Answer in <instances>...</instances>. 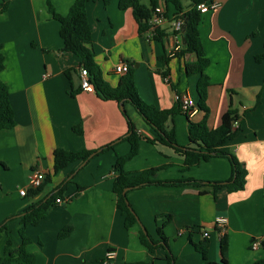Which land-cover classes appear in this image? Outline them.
<instances>
[{
	"label": "crops",
	"instance_id": "1",
	"mask_svg": "<svg viewBox=\"0 0 264 264\" xmlns=\"http://www.w3.org/2000/svg\"><path fill=\"white\" fill-rule=\"evenodd\" d=\"M106 1L92 0L85 6L94 61L102 79L115 88L122 75L116 74L114 67L124 63L133 71L138 96L146 104L158 110L172 109L177 105L175 94H186L197 104L199 76L186 75L175 52L182 38L170 28L171 20L178 16L174 5L156 0V8L166 16L159 28L164 37L156 41L151 32L138 33L131 9L121 10L118 0ZM215 1L217 7L201 14L198 26L209 61L205 70L210 83L208 111L196 106L190 115L179 112L168 119L165 128L173 130L179 146L192 148L189 123L205 120L206 127L214 130L229 109L234 111L235 132L221 148L244 165L245 185L241 191L222 189L215 196L208 184L127 191L130 207L159 243L149 252L140 242V226L136 223L125 228L112 192L114 164L130 149L123 140L128 135L127 120L115 101L101 100L93 89H81L79 60L61 51L59 23L47 10L49 2L58 15L65 16L74 0H0V5H6L0 12V52L4 57L0 79L8 87L15 119L12 129L0 131V225L7 227L0 239V264L7 238L11 249L19 248V218L38 200L19 193L28 191V176L34 170L51 177L43 193L65 184L59 198L65 202L54 204L38 224L25 228L30 240L26 249L34 256L32 264H103L108 251L114 252L112 264H166L167 251L174 264L264 262V60H255L264 52V0ZM180 5L184 12L191 2L180 0ZM161 57L169 59L166 78ZM123 107L140 137L138 152L124 164V171L164 167L157 180H229L231 167L226 158L213 157L185 169L172 149L150 144L148 140L156 138L153 129L129 103ZM78 125L81 134L73 131ZM107 145L112 147L83 165L76 161L53 174L55 149L97 151ZM217 217L227 219L223 254L222 237L215 227ZM64 228L70 229L69 234L58 237ZM159 228L167 249L161 244ZM202 231L209 236L204 238ZM254 242L256 249L252 248ZM198 244L206 245V260L195 250Z\"/></svg>",
	"mask_w": 264,
	"mask_h": 264
},
{
	"label": "trees",
	"instance_id": "2",
	"mask_svg": "<svg viewBox=\"0 0 264 264\" xmlns=\"http://www.w3.org/2000/svg\"><path fill=\"white\" fill-rule=\"evenodd\" d=\"M92 0H74L65 16L58 15L52 5L47 2V10L54 20L59 23V36L62 40V52H69L76 56L79 60L80 69L85 68L89 75V82L92 89L101 100L115 101L117 104L129 103L141 119L149 125L156 134V138L148 140L152 145H163L173 150L174 154L182 158L185 169L199 164L201 161H207L213 157L226 158L231 167V177L226 182H206L196 180H176V181H161L157 180L156 176L164 167L150 168L138 172H126L123 170L124 164L132 159L138 152V142L140 137L137 133L136 127L131 123L125 110L122 111L125 119L127 120L128 135L123 139L129 143V152L117 158L114 164V171L116 177L113 182L112 192L116 197V206L118 211L123 215L125 228H130L137 223L136 214L126 205L127 192L125 196L122 192L125 189L134 190L148 186H200L208 184L213 189V195L217 191L225 189L228 193L241 191L245 185V178L247 172L243 164L239 163L236 157L223 150L221 147L231 139L232 122L237 120L236 114L232 110H228L222 117L221 125L214 129L209 130L206 127L205 120L200 123H189L188 137L192 148L184 149L179 146L175 141L173 130L167 131L165 123L168 119L172 118L179 112H182L180 105L177 103L175 107L169 110H158L152 105L143 102L138 96L137 89L134 83L133 71L129 69L123 74L117 86L111 88L101 76V71L94 61V53L92 49V37L89 23L86 16L85 6L87 2ZM166 3H172L177 10L179 18L186 21L184 33H181L182 45L177 53V57L183 61V66L186 75L197 74L199 76L196 83V94L198 96L197 108L207 113L206 106L207 89L210 86L209 79L205 74V70L209 64L207 57L203 51L201 41L199 38L198 26L201 21V14L196 10V5L200 3H208L212 0H190L191 6L186 11L182 12L180 0H164ZM148 5H143L141 0H118V7L121 10L131 9L134 18L138 24V33L140 35L151 32L152 25L149 20L156 8V0H148ZM106 4L107 1L104 0ZM6 5H0V12H4ZM152 38L156 41H162L164 33L156 28L152 30ZM264 48V43H263ZM163 63L164 78L167 77L168 69L167 64L169 59L161 57ZM257 62L264 60V52L255 57ZM4 69V57L0 52V73ZM69 75V72L66 73ZM185 114V113H184ZM187 115V114H186ZM15 125L14 111L9 101V90L6 84L0 79V131L12 129ZM76 134H81V126L78 125L73 128ZM112 145L102 147L100 150H82L80 152L64 151L62 149H55L53 152V174L56 175L64 170L69 164L76 161L87 162L91 157L111 148ZM92 155V156H91ZM91 156V157H90ZM90 157V158H89ZM51 182L50 176H45L40 187L36 189H28L27 195L29 198L38 200L29 205L20 216L21 227L19 229L20 246L17 250L11 249V242L7 238L5 245V257L2 259L1 264H32L34 256L26 249L30 240L25 235V228L27 226H35L43 219L54 206L55 200L62 196L65 189V184L57 191L49 190L43 193L45 187H49ZM81 188V187H79ZM43 193V194H42ZM128 201V200H127ZM138 224V223H137ZM6 225H0V239L3 232H6ZM141 229V228H140ZM145 231V233H144ZM140 230V242L147 248L149 252L154 251L158 242L154 241L146 229ZM70 232L69 228H64L58 234V237L63 238ZM160 236L161 244L167 249V241L163 236L162 230L157 229ZM224 236L221 239V254L224 253ZM194 248L199 252L203 259H207V248L205 244L194 245ZM166 264H174V257L169 251L165 256ZM134 264H148L146 262H139ZM215 264V263H212ZM225 264V261L222 262ZM257 264H264L258 262Z\"/></svg>",
	"mask_w": 264,
	"mask_h": 264
},
{
	"label": "built area",
	"instance_id": "3",
	"mask_svg": "<svg viewBox=\"0 0 264 264\" xmlns=\"http://www.w3.org/2000/svg\"><path fill=\"white\" fill-rule=\"evenodd\" d=\"M217 7V3L215 0H212L208 3H200L196 5V10L199 11L200 14L206 13L210 10H214ZM166 22V16L165 14L158 8H155L154 13L152 14L151 19L149 20V23L152 25L151 28V33L152 30L156 28H160L164 23ZM184 25V20L179 17H175L171 20V31L174 33V35L181 36V30ZM181 48V45L177 46L175 48V52H178ZM129 70V66L124 63H120L115 65L114 67V72L119 75L125 74ZM79 75H80V86L81 89L85 91H92V86L89 82V75L86 71L85 68H81L79 70ZM175 102H177L183 113L190 115L193 111L196 109V103L193 101L192 98H190L186 94H175ZM236 128V123L233 122L231 131H234ZM44 174L41 171L34 170L32 171L29 176H28V183H29V189H36L41 186L43 180H44ZM21 196H26L27 191L20 190L19 191ZM65 201L63 199L57 198L55 200V204L61 205ZM226 224H227V219L225 217H217L215 219V227L218 230V233L220 234L221 237L224 236L226 232ZM202 236L204 238H207L209 236L207 231H202ZM258 246L257 242H254L252 244V248L256 249ZM114 259V252L113 251H108L106 253L105 259L103 260V264H112V260Z\"/></svg>",
	"mask_w": 264,
	"mask_h": 264
},
{
	"label": "water",
	"instance_id": "4",
	"mask_svg": "<svg viewBox=\"0 0 264 264\" xmlns=\"http://www.w3.org/2000/svg\"><path fill=\"white\" fill-rule=\"evenodd\" d=\"M185 24H186V21H184V25H183L182 30H181V33H182V34L184 33V30H185ZM119 107H120L121 111L124 110L123 103H120V104H119ZM91 156H92V155H91ZM91 156H90V157H91ZM90 157H89V158H90ZM85 162H86V161H85ZM85 162H83L82 165H83ZM82 165H81V166H82ZM127 191H128V189H125V190L122 192V195L125 196V194H126ZM125 203H126L127 206H129V202H128L127 200H126ZM130 208H131V207H130ZM136 219H137V223H138V225H139L140 228L144 231V226H143L142 223L139 221V219H138L137 216H136ZM144 233H145V231H144Z\"/></svg>",
	"mask_w": 264,
	"mask_h": 264
},
{
	"label": "rangeland",
	"instance_id": "5",
	"mask_svg": "<svg viewBox=\"0 0 264 264\" xmlns=\"http://www.w3.org/2000/svg\"><path fill=\"white\" fill-rule=\"evenodd\" d=\"M49 186H50V185H49ZM63 193H64V191H63ZM63 193H62V194H63Z\"/></svg>",
	"mask_w": 264,
	"mask_h": 264
}]
</instances>
